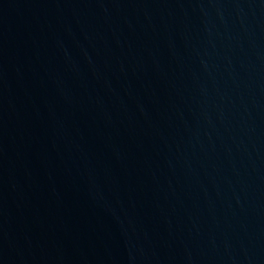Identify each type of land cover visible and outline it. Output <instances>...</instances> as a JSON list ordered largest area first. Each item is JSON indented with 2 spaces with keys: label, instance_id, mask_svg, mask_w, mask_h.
<instances>
[{
  "label": "water",
  "instance_id": "1",
  "mask_svg": "<svg viewBox=\"0 0 264 264\" xmlns=\"http://www.w3.org/2000/svg\"><path fill=\"white\" fill-rule=\"evenodd\" d=\"M0 264H264V0H0Z\"/></svg>",
  "mask_w": 264,
  "mask_h": 264
}]
</instances>
